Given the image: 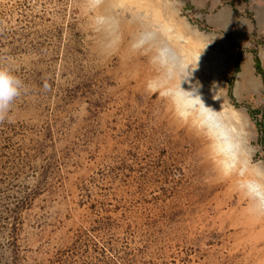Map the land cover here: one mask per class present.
Wrapping results in <instances>:
<instances>
[{"label": "rangeland", "instance_id": "374dc122", "mask_svg": "<svg viewBox=\"0 0 264 264\" xmlns=\"http://www.w3.org/2000/svg\"><path fill=\"white\" fill-rule=\"evenodd\" d=\"M261 6L0 0V264H264ZM186 88L235 111L238 157Z\"/></svg>", "mask_w": 264, "mask_h": 264}, {"label": "bare ground", "instance_id": "6f19581e", "mask_svg": "<svg viewBox=\"0 0 264 264\" xmlns=\"http://www.w3.org/2000/svg\"><path fill=\"white\" fill-rule=\"evenodd\" d=\"M194 30V34L198 35L196 29ZM185 90L186 91L180 93L183 95L184 99L186 98L185 100L188 103H190L193 107H197L199 109L204 123L207 125L211 135L214 136L218 142V151L226 157H231L232 159L233 157H236L237 149H240V145L239 141L237 142L236 137V132L238 131L234 129L235 126L233 123L236 120L232 121V119L235 117V115L233 114L235 111L227 110L225 105L221 103L217 104L218 106L216 105L217 108L215 109L212 106L204 103L205 100L199 98V93H193L196 92L195 90H187V88ZM226 115H229V117L232 116V119L229 120L227 119V117L224 118V116ZM244 161V164H247L246 160Z\"/></svg>", "mask_w": 264, "mask_h": 264}, {"label": "clouds", "instance_id": "9594fccd", "mask_svg": "<svg viewBox=\"0 0 264 264\" xmlns=\"http://www.w3.org/2000/svg\"><path fill=\"white\" fill-rule=\"evenodd\" d=\"M22 82L7 68H0V118L19 95Z\"/></svg>", "mask_w": 264, "mask_h": 264}, {"label": "trees", "instance_id": "16d2710c", "mask_svg": "<svg viewBox=\"0 0 264 264\" xmlns=\"http://www.w3.org/2000/svg\"><path fill=\"white\" fill-rule=\"evenodd\" d=\"M255 40V39H254ZM256 47V46H255ZM250 52H252V54L254 55V61H255V67H256V70L257 72L262 75V78H263V82H264V69L262 68V65H261V61L258 57V54H257V51L256 50H250ZM232 83V82H231ZM251 114H254L253 112ZM263 119V118H262ZM259 127L260 129L262 130L263 128V122L260 121L259 123Z\"/></svg>", "mask_w": 264, "mask_h": 264}, {"label": "crops", "instance_id": "0c3cea01", "mask_svg": "<svg viewBox=\"0 0 264 264\" xmlns=\"http://www.w3.org/2000/svg\"><path fill=\"white\" fill-rule=\"evenodd\" d=\"M261 8L259 10H257V14L262 13V27H263L262 29H264V0H262Z\"/></svg>", "mask_w": 264, "mask_h": 264}]
</instances>
